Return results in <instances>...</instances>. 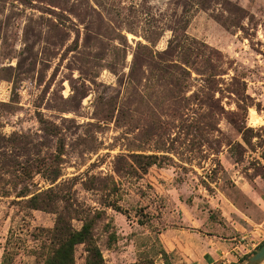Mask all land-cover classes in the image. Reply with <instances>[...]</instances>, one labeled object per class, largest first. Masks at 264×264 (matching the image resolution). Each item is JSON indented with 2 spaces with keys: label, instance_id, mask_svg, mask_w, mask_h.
<instances>
[{
  "label": "rangeland",
  "instance_id": "1",
  "mask_svg": "<svg viewBox=\"0 0 264 264\" xmlns=\"http://www.w3.org/2000/svg\"><path fill=\"white\" fill-rule=\"evenodd\" d=\"M243 125L264 127V0H0V264H41L57 214L25 200L47 191L104 264L254 252L264 133Z\"/></svg>",
  "mask_w": 264,
  "mask_h": 264
},
{
  "label": "trees",
  "instance_id": "2",
  "mask_svg": "<svg viewBox=\"0 0 264 264\" xmlns=\"http://www.w3.org/2000/svg\"><path fill=\"white\" fill-rule=\"evenodd\" d=\"M238 132L242 136L243 142L249 147L251 145L252 138L260 137V133H264V127L254 130L246 125L238 126ZM256 132V133H254ZM240 144L230 146V149H240ZM147 167L156 164V156H147ZM57 176L51 180L54 182ZM47 192H41L31 194L29 198L25 200L26 207L32 210H42L57 214L56 222L51 229H41L39 232L45 235L48 244H42L38 249L32 252L33 256L41 264H75V248L79 245L84 247L86 254L84 264H104V260L99 248L96 246L93 235V218L83 217L79 219L82 225L79 230H75L71 226V221L78 218L76 211L72 210L70 206L65 205L59 208L56 201ZM7 191L2 193L0 197H6ZM29 193L19 192L17 198H25L29 196ZM118 210V208H117ZM73 214L72 216L70 214ZM264 243V242H263ZM261 243L256 250L263 244ZM252 251L250 254L252 255ZM249 257L246 255L245 260ZM241 262V261H240ZM11 259L7 255L2 256L1 264H10Z\"/></svg>",
  "mask_w": 264,
  "mask_h": 264
},
{
  "label": "crops",
  "instance_id": "3",
  "mask_svg": "<svg viewBox=\"0 0 264 264\" xmlns=\"http://www.w3.org/2000/svg\"><path fill=\"white\" fill-rule=\"evenodd\" d=\"M238 249L242 250L239 246L233 247L232 244L215 245L212 248H207L208 252L204 255L197 256L192 264H237L241 261L238 258L242 256L236 251Z\"/></svg>",
  "mask_w": 264,
  "mask_h": 264
},
{
  "label": "water",
  "instance_id": "4",
  "mask_svg": "<svg viewBox=\"0 0 264 264\" xmlns=\"http://www.w3.org/2000/svg\"><path fill=\"white\" fill-rule=\"evenodd\" d=\"M239 264H264V243L252 255Z\"/></svg>",
  "mask_w": 264,
  "mask_h": 264
},
{
  "label": "built area",
  "instance_id": "5",
  "mask_svg": "<svg viewBox=\"0 0 264 264\" xmlns=\"http://www.w3.org/2000/svg\"><path fill=\"white\" fill-rule=\"evenodd\" d=\"M242 248L244 249V248H246V247H245V246H243ZM237 252H238L239 254H241V255H243V254H245V255H246V254H247V252H250V251H248V250L246 249V251H245L244 253H241V251H237ZM250 253H251V252H250Z\"/></svg>",
  "mask_w": 264,
  "mask_h": 264
}]
</instances>
